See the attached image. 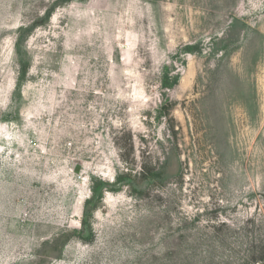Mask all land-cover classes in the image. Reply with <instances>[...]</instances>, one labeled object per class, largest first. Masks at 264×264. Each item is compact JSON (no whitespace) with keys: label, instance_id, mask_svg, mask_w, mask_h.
<instances>
[{"label":"rangeland","instance_id":"1","mask_svg":"<svg viewBox=\"0 0 264 264\" xmlns=\"http://www.w3.org/2000/svg\"><path fill=\"white\" fill-rule=\"evenodd\" d=\"M0 264H264V0H0Z\"/></svg>","mask_w":264,"mask_h":264}]
</instances>
